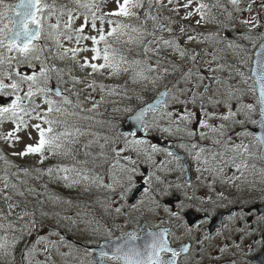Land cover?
I'll use <instances>...</instances> for the list:
<instances>
[{"label": "snow or ice", "instance_id": "snow-or-ice-1", "mask_svg": "<svg viewBox=\"0 0 264 264\" xmlns=\"http://www.w3.org/2000/svg\"><path fill=\"white\" fill-rule=\"evenodd\" d=\"M116 7L115 9L102 12V5L107 3V0H67L66 3H57L53 0L52 3H47L45 0H18L16 4L6 3V0H0V98L7 97L8 99L0 103V124L5 121H11L14 123V128L6 134H0V139L8 142H21V136L19 133L24 132L27 136L28 141L24 143L23 150L18 153H13V155L27 156L36 155L39 156L40 163L42 164L49 157H69L71 155V150L66 147L65 141L72 144L75 140H69L71 133L65 131L56 133L54 131L53 125L58 123L56 120L49 118L50 114L55 112L63 111L61 104H58L56 100L48 99V94L53 91L52 88L48 87L49 81L51 79V74H57V80L61 79L60 73L63 69L57 68L55 64L49 65V56L45 54V50L48 52L52 51L51 46L47 43L41 44L39 41H51L55 45L56 58L65 61L71 59L79 64L81 70L91 69L88 76H92L96 73H103L108 71L109 75L115 76L119 75L121 72L127 73L131 69L134 73L132 79L134 83H139L140 81H150L153 85L161 82L162 76L169 75V70L163 68L162 75L152 77V73L156 72L160 68L162 63H171L173 71H180L181 65L168 60L167 57H162L160 53L167 49H171L173 53H177L180 58L191 60L193 65L198 61L199 55L197 52H189L187 47H182L179 42V36L172 35L169 39L164 37H159L157 41L148 40L149 36H153L156 30L167 31L168 33H173L174 29L172 25L181 24L179 28L180 36H187L188 42H198V36L189 34L194 31L190 26L183 25V21L189 18L199 15L200 19L196 20V25H200L201 20H204L211 11V8H219L223 11H227L223 4L217 3L209 4L204 3L203 0H199L196 6L192 8L194 0H186L185 3L179 4L177 2V7L173 8L172 11L178 12L180 8L185 10V15L181 17L180 21L172 20L171 17H164L161 21L159 15H153L150 11L152 7L153 0H148L149 10L143 12V20H141L140 10L144 8V0H114ZM155 5L159 10L165 9L166 5L163 0H154ZM174 0H168V4H173ZM229 4L234 12L240 14L238 19V24L249 28V30L264 28V17H261L260 13L264 12V0H249L246 6H242V0H229ZM254 6H257L259 11H257L255 16L249 15L247 18L244 14L252 13ZM192 10H188V9ZM229 18H232V13H228ZM52 19L55 20L54 23L50 22ZM133 19L135 23H133ZM46 20L48 21L46 23ZM77 20H82L79 26L76 25ZM99 21V27L97 22ZM107 21L109 28L105 31L104 22ZM148 21L152 22L154 31H148ZM92 29L97 32V35H85L86 29ZM218 35V33L210 34V36L205 37V39H210L213 36ZM127 37V44H135L138 48L142 49V55L145 57L144 60H128L123 54H121L118 48L113 47V44L121 43V37ZM260 38L264 41V33H261ZM91 41L93 47L91 52V60L84 56L82 58V63L79 61L78 56L82 52H86L89 49L86 46H80L81 41ZM64 41L72 42L75 41L76 47H67ZM103 42V48L99 45ZM155 43V49L151 48L149 45ZM229 48H239V45H234L232 43L228 44ZM5 52L11 53L15 52L16 56L5 55ZM150 53H155V66L148 63L153 57ZM216 57L213 56V59ZM240 63H246L245 55H240ZM102 60V63H96L93 61ZM15 65H27L29 68H36L39 63L38 71H33L31 74H24L19 67ZM222 68L224 65H219ZM234 67V66H233ZM236 75L240 77V84H248L249 79L253 81L255 87L244 88H234L231 84L225 92H219L221 99H213L212 95H209V85L204 84L203 81L206 79L205 75L201 72L193 73L192 67H188L186 72H181V79L185 83H190L191 88L179 89L181 94H188V98L181 100L179 96L173 94L169 96V91L167 86H165V91L159 93V99L156 100L155 104H148L146 108L141 107L140 110L130 119L133 120L137 125L144 129L147 133L150 131L155 124V121L149 123L144 119L145 114L149 111L155 112L156 109H161V118H167L170 121V126L164 128L163 131L171 132L172 125H175L176 131H185L189 137L196 135L193 126L195 124L200 125L202 128L210 129L212 132H219L221 136L225 134V128L228 127L227 122L231 120L235 124L244 126L248 123L258 125L261 131L259 133L249 131L246 127L243 132H238L236 135L251 138L252 145L257 147L256 152H249L250 145L241 143H234L229 145V150H231L235 155L231 157L228 161L222 162L226 166L227 163L231 162L235 165L237 171L246 170L249 165L245 160V157L258 158L264 161V42L260 44L259 53L255 61V67L250 69L252 73L251 76H246L243 71L239 68H235ZM5 78L7 79L6 82ZM84 80L87 77L83 78ZM76 82H83L78 77H73ZM196 81H199L197 83ZM215 83L220 84L221 80L219 77H215ZM22 85H27V91L21 95ZM203 85V91H197ZM87 88L96 90V81L93 79L91 83L86 84ZM100 89L103 90L106 86L104 84L99 85ZM175 89V84L173 85ZM114 90L110 89V94ZM44 95V103L47 105L46 111L41 114L37 111L40 108L39 104H35L34 97L37 95ZM55 95H63L59 88L55 89ZM78 95V94H77ZM215 95V93L213 94ZM244 95H251L253 97V102L250 103H238V105H233L230 103L231 100L241 101ZM103 99V97H101ZM25 101L30 103L26 104ZM72 101L69 100L67 96L63 97V104H71ZM175 109L176 104L183 105L182 113L176 111V120H172L174 115L173 111L168 110L169 105ZM205 103L213 106H220L223 104L226 108V112L217 115L215 111L205 109ZM199 105L198 108L189 107ZM257 105L259 111V119H253V115L257 112ZM99 106V102L92 104V109ZM235 109V110H234ZM91 111V109H90ZM125 111H131V109H125ZM203 112L204 119H200V113ZM31 113H35V119L41 123L29 124L24 117L29 116L31 118ZM243 114L245 119H238V115ZM209 119H220L225 123L213 125L208 123ZM43 125H47L44 127ZM183 125V128H181ZM34 130L36 135L33 136L32 131ZM78 131V129H77ZM207 133L201 131L199 133L200 139L207 138ZM120 138L123 140V146L118 148H112L111 151L114 153V164L113 167L119 166V172L110 177L112 183L104 184L99 176L91 177V181L96 183L97 181L103 187L115 192L116 186H119L123 191L120 195L123 197L127 192L131 191L135 185V180L138 178V165L140 163V158L143 157L144 162H150L153 165L163 164V161L157 162L154 160V156L157 153H166L168 157H171L177 164V166L183 169L184 165L181 163V157L177 156L175 153L171 152L167 148H160L156 144L150 141L139 138L137 133L129 130L128 132H122ZM231 139V138H229ZM112 143H116L115 140ZM217 144L221 141L217 140ZM181 147L185 145L181 144ZM88 145H85L87 148ZM104 147L103 145L101 146ZM197 147L193 144L192 148ZM204 149L196 154L195 159L200 161L201 153ZM127 153H134L133 155H128ZM124 154V155H121ZM89 153L85 152V156ZM103 155V153H101ZM223 155V153H221ZM239 158L243 162L240 164H235V160ZM0 159L5 160L6 163H10L7 157L0 155ZM75 160V157L72 156ZM215 160V154L212 157ZM121 160L126 163L121 164ZM169 161V163L172 162ZM209 160L204 159L203 163L207 164ZM79 163V162H77ZM87 163V161H85ZM253 167H255L253 165ZM208 170V169H205ZM27 173L28 169H23ZM37 171H41L37 169ZM47 174L51 176L54 172L64 173V175L58 178L65 181L69 187L79 184L81 180H89L90 177L87 175L90 169H81L76 167L74 164L68 167L64 164H57L53 167L47 168ZM171 171V169H169ZM201 171V169H197ZM213 174L217 172H222L223 167L219 169H211ZM69 173H74V177L70 176ZM261 174L264 175V169H261ZM139 178L144 179L149 187L144 188V193L155 192V195L150 196L149 199L151 203L155 206L152 211H158L161 207L160 201L157 197L171 195V189L173 185L161 180V177L156 175L155 172L149 174L147 178L143 177L142 174ZM155 179L157 184H164L163 188H153L150 181ZM236 179L232 177L228 180ZM191 183V181H188ZM182 185H175V188L179 189ZM9 188L15 190L12 194L7 191ZM23 191H19L18 185L12 183L9 176L5 174L3 177V187L0 188V201L6 205L7 213L5 210L0 208V230H3V235H0V254L4 256L12 255L17 243L23 239V233L27 232L31 235V229L35 227L34 221H28L27 224L22 226L19 231L21 235H16V225L8 221L7 217L12 215L14 209L19 207L18 204L9 203L12 200L13 195L24 196ZM223 197V193L219 194ZM186 199L189 201L193 200V197L188 196L185 193ZM211 202V198L208 201L201 199V204ZM143 203V201H141ZM246 203V202H245ZM136 206L133 205V208ZM117 213L121 212V208L117 207L115 209ZM163 211L168 215V221L163 218L161 222H171L176 221L177 233H172L176 240L181 241L178 247H172L167 239L169 232L168 228L159 229L158 231H149L147 233L148 238L143 245L136 243L138 236L135 232L123 233V241L120 238L114 242V246L110 247L106 243L105 246L101 247L98 252V259L93 261V264H181L179 257L181 253H188L191 251L187 243H183V237L187 236L189 239H195L197 245H200L197 249V254L203 259V254L205 249L202 247L206 241H210V237L204 236L203 239L198 237H193V228H199L200 224H203L207 218L208 210L204 207H197L193 203L185 204L180 201L175 206H169L168 204L163 205ZM188 211L204 212L205 220L200 221V224H190L185 219V214ZM250 211V210H249ZM31 214L27 211H21L17 214V220H23L25 217ZM248 213L242 208L237 214L230 215L229 220H241L247 217ZM259 221H264V215L258 218ZM228 229V225L223 226ZM8 230H13L9 232ZM109 234L111 230L109 229ZM44 238L40 237L36 243H39ZM35 244L28 248V252L35 251ZM239 247V245H237ZM107 249V250H106ZM228 250V245L223 246L217 245L216 251L223 254ZM165 253L170 254L167 258L163 255ZM211 256L212 253L208 252ZM183 264H193V257L186 256ZM230 264H234L230 262Z\"/></svg>", "mask_w": 264, "mask_h": 264}, {"label": "rangeland", "instance_id": "rangeland-1", "mask_svg": "<svg viewBox=\"0 0 264 264\" xmlns=\"http://www.w3.org/2000/svg\"><path fill=\"white\" fill-rule=\"evenodd\" d=\"M17 1L18 0H6V3L16 4ZM45 2L52 3L53 0H45ZM56 2L66 3L67 0H56ZM177 2L183 4L186 0H174L171 5L168 4V0H163L166 8L158 11L153 0L150 11L153 15L158 14L161 21H163L164 17H171L172 20L180 21L181 17L185 15V10L180 8L178 12L172 11L173 8L177 7ZM198 2L199 0H194L192 8H194ZM203 2L211 6L212 4L217 3V0H203ZM218 2L223 5H229V0H218ZM248 2L249 0H242V6H246ZM115 7L116 4L114 0H107V3L102 5L101 11L108 12L115 9ZM145 10H149L148 0H144V8L140 10L141 20H143L142 11ZM188 10L190 11L192 9L190 8ZM257 11H259L258 7L254 6L253 12H246L244 17L247 18L249 15L255 16ZM231 13L232 18H227V13L225 11L219 8H211L210 13L204 20H201L200 25H196L195 23L196 20L200 19L198 14L183 21V25H188L194 29V31H191L189 34H200L198 36V42H188L187 36H180L179 28L182 26L181 24L172 25L174 31L171 34L166 30H156L153 36H149L147 39L152 41H157L161 36L165 39H169L172 35L179 36V42L182 47H187L189 52L195 51L199 55L198 61L193 65L191 60L180 58L179 55L173 53L171 49L162 51L160 55L181 65V70L174 72L171 63H162L160 68L151 74L152 77L162 75L161 70L163 68L169 70V75L162 76L161 82H158L156 85H153L150 81L134 83L132 79L134 73L131 69L127 73L121 72L119 75L115 76L109 75L108 71H104L102 74L96 73L92 76H88L91 69L81 70L79 64L72 61L70 58L65 61L57 59L55 55V45L52 44L51 41L38 42L41 44L47 43L53 50V53H49L47 49L45 50V54L49 56L48 64H55L57 68L63 69V72L60 73L61 79L59 81L57 80V74L55 72L51 74L48 87L52 85L59 86L62 93L65 90L64 95L72 101L71 104H63V99L59 100L58 104L62 105L64 109L63 111L66 112V115L54 111L50 114L49 118L58 122L53 125L56 133L67 131L71 133L69 140H75L76 142L70 144L68 141H65L66 147L71 150V155L69 157H49V159L41 164L39 156L36 155H13V153H18L23 150L24 143L34 142L28 141L24 132L19 133L21 136V142H6L0 139V155L7 157V160L10 161V163H6L5 160L0 159V188L3 187V177L7 174L12 183L18 185L19 191L25 193L24 196L13 195V198L9 203L18 204L19 207L16 209L19 211L15 210L18 212H13V214L8 216L7 220L3 222H13L16 225L15 232L18 236L21 235L19 229L27 224L28 221L31 220L35 223V227L31 229V235H28L27 232L23 233V239L17 243L12 255L4 256L0 254V264H86L88 256L84 251V249L86 250L85 245L93 237V234L88 233V229L93 228V231L98 232L100 236L101 230L96 224L98 225L101 222L102 216H143V214L149 216V209L151 207L149 197L151 196V192L148 194L143 192L139 202L137 201L130 204L129 198L136 187L122 197L120 193L123 190L119 186H116V191L113 192L108 188L103 187L99 181L96 183L91 181V177L99 176L104 184L112 183L110 177L119 172V166L115 168L113 167L115 161L114 153L111 149L123 146V140L120 138L121 133L118 130L114 131L112 134L107 132L110 128L118 129V126L122 123L117 121L114 116L120 115L125 118L128 114L133 112H126L125 109L135 110L138 101L141 102L148 98V95L144 93V90L150 92L152 96H155L162 88L169 85V96H171L174 91L181 100L187 99V93L181 94L178 91L179 89L191 88L190 83H185L184 80L180 78L181 72L187 71V66L192 67L194 74L196 72H201L205 75L206 79L203 83L209 85V92H212V90L216 91L218 86L223 85L222 75L220 71H217L215 68V65L218 64V60L213 59V56H215L219 47H221L232 60H240V55H245L246 62H248V60L254 56L256 48L262 41L260 38L261 34L257 32L256 29H253L252 33L248 27L242 29L244 27L243 25L232 27L234 22L238 23L240 14L234 11ZM260 15L261 17H264V12H261ZM223 17L225 20L228 19L232 21L231 23L229 21L227 22L228 30L233 31V28L242 29V33L239 36H235L234 34L231 36V38L236 37L237 40H228L226 45L222 44L226 37V29L222 31L223 34H220L213 24V21L220 24V19H223ZM47 22L48 21L46 20V23ZM50 22L54 23L55 20L52 19ZM81 22L82 20H77L76 25L79 26ZM132 22L135 23V20L133 19ZM97 24L99 27V21ZM104 28L105 31L109 28L107 21L104 22ZM148 31H154L151 21H148ZM214 33H218V35H215L210 39H205V37ZM85 35H97V32L89 28L85 30ZM126 40V36L121 37V43L113 44V47L118 48L121 54L130 61L133 59L144 60L145 57L143 55H138V53L142 52V49L138 48L134 43H124L123 41ZM229 43L239 45L240 47L229 48ZM64 44L67 47L77 46L75 41H64ZM80 46H86L89 50L79 54V61L82 63V58L84 56H87L91 60V56L93 55L91 52V48L93 47L92 42L90 40L81 41ZM124 46L129 48L127 53H124ZM149 46L155 49L156 44L153 43ZM198 46H202L203 49L206 50V54L203 53V51H200ZM99 47L103 48V42H101ZM133 48L135 53L132 51ZM5 54H7V52H5ZM10 55L16 56L17 54L11 52ZM150 55L153 58L150 59L148 63L155 66V53H150ZM93 62L102 63L103 61L99 60ZM34 63L37 64L36 68H29L27 65H15V62L14 66L19 67L24 74H31L33 71H38L39 68V63ZM230 76L233 77L231 73ZM73 77H78L83 80V82H76L73 80ZM85 77H87L86 80L83 79ZM215 77L220 78V84L215 83ZM116 78L121 80V82L114 81ZM93 79L96 81L95 91L86 87V84L91 83ZM5 80L6 82H9L6 78ZM196 82L199 83V81ZM100 84H104L106 87L101 90L99 87ZM174 84L175 89H173ZM110 89L114 90L111 94ZM25 91H27V85H22V91L20 94L23 95ZM197 91L202 92L203 85H201ZM213 94V99H215V95ZM101 97H103V99H101ZM47 98L56 100L53 92L49 93ZM133 98H136L137 100L133 102ZM44 100V95L37 94L34 97L35 104L40 105V108L37 109V111L41 112V114L47 109ZM95 102H99V106L92 109V104ZM25 103L28 104L30 102L25 101ZM188 106L190 108H198V104L196 106L189 104ZM183 107V105L176 104L175 109H173L170 103L168 110L174 112L172 120L177 119L176 111L182 113ZM209 108L213 109V105H210ZM60 116H65V119L59 120L56 118ZM106 116L109 117L110 121L105 118ZM34 117L35 113H31V118L25 116L24 119L30 125L33 123H41ZM146 121L149 123L155 121V124L158 125V127L154 126L150 132L163 131L164 128L170 126V124L167 125V123H170L169 119L161 118V109L159 108L155 110V112L150 111L146 116ZM14 126V123L11 121L3 122V124H0V134L8 133L14 128ZM43 126L47 127V125ZM181 128H183V125H181ZM194 130L196 133L198 132V129L194 128ZM31 131L33 136H35V131ZM171 132L186 133L185 131L177 132L175 125H172ZM113 140H115L116 143H112ZM85 145H88V147L85 148ZM102 145L104 146L103 148L101 147ZM85 152L89 153V155L85 156ZM101 153H103V155H101ZM127 154L135 156L134 153ZM72 156L75 157V160L72 159ZM85 161H87V163H85ZM124 163L126 162L121 160V164ZM57 164H64L68 167L75 164L78 168L90 169L91 171L87 173L90 179L87 181L81 180L79 184L69 187L65 181L58 178L59 176L64 175V173L54 172L51 176L47 174V168L53 167ZM141 164L148 165L149 169H151V163L144 162L143 157L140 158L138 176L142 174L143 177L147 178L149 175L145 176ZM23 169H28L27 173H25ZM37 169H40L41 171L38 172ZM69 175L74 177L75 174L69 173ZM153 182L154 179L150 181L152 187ZM135 185H138L137 179L135 180ZM147 187H149V184H147ZM7 191L9 194H12L15 190L9 188ZM141 201H143V203H141ZM133 205L136 207L133 208ZM117 207L121 208L120 213L115 211ZM0 208H6L3 201H0ZM22 210L27 211L31 215L25 217L23 220H17L16 214H19ZM8 231L11 232L13 230ZM0 235H3V230H0ZM40 237H43L44 239L39 243H36ZM68 237H71L72 240H69ZM33 244L36 246L35 251L28 252V248ZM79 244H83L84 246H80ZM72 254L74 257H72Z\"/></svg>", "mask_w": 264, "mask_h": 264}, {"label": "flooded vegetation", "instance_id": "flooded-vegetation-1", "mask_svg": "<svg viewBox=\"0 0 264 264\" xmlns=\"http://www.w3.org/2000/svg\"><path fill=\"white\" fill-rule=\"evenodd\" d=\"M224 7L227 9V18H229L228 13L232 12L233 9L230 4L224 5ZM220 21L221 25L214 21L213 24L220 34H223L222 31L226 29V37L224 38V43H222L223 45H226L228 40H237L236 37L231 38V36L233 34L239 36L242 33V29L247 28L244 26L242 29L233 28V31H230L228 30L227 22L229 21L231 23L232 21L228 19L225 20L224 17L220 19ZM233 24L232 27L239 25L236 22ZM250 32L252 33L253 29ZM257 32L260 34L264 33V29L260 28ZM198 49L206 54V50L203 49L202 46H198ZM215 57V59L218 60V64L215 65V68L217 71H220L222 75L223 85L218 86L216 91L212 90V92H209V95L215 93V99H221L219 92H225L229 84L234 88L247 89L250 86L255 87L251 79H249L248 84L238 83L240 77H238L235 72V68H239L246 76H251L252 73L250 69L253 68V57L249 59L248 62L242 64L240 60H232L221 47L217 49ZM219 65H224V67L220 68L218 67ZM188 67L190 66H187V68ZM230 73L233 77L230 76ZM167 89L170 90L169 85ZM217 90H219V92ZM64 92L61 96L54 95L57 102L63 99L65 96ZM145 101L146 100L141 102ZM250 102H253V97L251 95H244L239 102L236 100L230 101L233 105ZM209 106V104L205 103V109L215 111L217 115L226 112V108L223 104L220 106H213V109H210ZM131 111L134 110L132 109ZM61 113L66 115L65 111H61ZM199 115L200 119H204L203 112ZM64 117L65 116H60L56 118L62 120L65 119ZM105 118L110 121L109 117L106 116ZM252 118L259 119L258 105L257 112ZM238 119H245V117L243 114H240L238 115ZM124 122L125 121H123L121 125L124 124ZM208 123L218 126L225 122L220 119H209ZM169 124L170 123H167V125ZM227 125L228 127L225 128V134L223 136H221L219 132H212L210 129L202 128L198 124L190 126L198 129L196 135L192 137H189L187 133L181 132H145V135L141 138L156 144L160 148H167L181 157V163L184 167L183 169L179 168L176 162L163 152L155 155V160L157 162L163 161V164H151V169H149L148 165L141 164L145 176L155 172L156 175L161 177V180L173 185V188L170 190L171 195L157 197L161 207L158 211L154 212L151 209L155 206L151 203L149 216H146V214H143V216H102L101 222L98 225L96 224L101 230L100 236L98 232L93 231V228L88 229V233L93 234V237L85 245L87 251L83 248L85 254L88 256L86 264H93V261L99 258V249L104 246L103 243L105 241L117 240V238H120L122 242L124 239L122 236L123 233L135 232L138 236L136 243L143 245L144 242L149 239L147 235L149 231H158L159 229L168 228L171 230L167 236L170 245L172 247H178L181 241L176 240L172 235V233H177V235H179L176 221L172 220L171 222L162 223L160 218H163L165 221L169 219L168 215L163 211V205L168 204L169 206H175L180 201H183L185 204L193 203L197 207L207 208L208 214L206 220L204 212L196 211H188L185 214V219L193 225L200 224V221L205 220L203 224H200L198 229L195 227L193 228V237L203 239L204 236H208L211 238L210 241H206L202 246L205 249V253L203 254V259H201V256L197 254V249L201 246L197 245L195 239H189L187 236H184L182 242L187 243L191 251L188 253H181L179 257L181 264H183L186 256L193 257V264H230V262L233 261L234 264H264V221L258 222V218L264 215V175L261 174V169H264V161L258 158L245 157L249 167L246 170H242L243 174H241V171H237L235 165L231 162L227 163L226 166L222 164V162L228 161L235 155V153L229 150V145L231 144L243 142L244 144L250 145L249 152H256L257 147L252 145L251 138L244 136L238 137L236 133L243 132L245 127L249 131L257 133H259L261 129L255 124L248 123L241 126L233 123L231 120L227 122ZM201 131L208 134L207 138L200 139L199 133ZM217 140L221 141V143L217 144ZM163 142H165L169 148ZM181 144L185 145V147H181ZM193 144L197 145V147L192 148ZM201 149H204V151L201 153L200 161H197L195 157ZM221 153H223V155H221ZM213 154H215L214 161L212 159ZM205 158L209 160L207 164L203 163ZM170 160H172L171 163H169ZM242 162L243 161L239 158L235 160V164H240ZM253 165L255 167H253ZM220 167H223V171L213 174L211 169H219ZM198 168L201 169V171L198 172ZM169 169H171V171H169ZM232 177H236V179L228 182ZM188 181H191V183ZM137 184L142 185L141 190L133 200H131L132 197L129 198L130 204L137 201L139 202L143 195L144 188L147 187L145 180L139 178V176L137 178ZM177 184L182 185V187L179 189L175 188ZM157 187L163 188L165 185L157 184L154 179L153 188ZM185 193L193 197V200L189 201L186 199ZM220 193H223V197L219 195ZM153 195H155V192H151V196ZM209 198H211V202L201 204V199L208 201ZM242 208L248 213L245 219L229 220L230 215L237 214ZM224 225H228V229H225L223 227ZM109 229L111 230L110 234L108 231ZM68 239L72 240L71 237H68ZM107 244L109 248L114 246V244L111 245V242H107ZM224 244L228 245V250L225 253L221 254L216 251L217 245L223 246ZM79 245L84 246L83 244ZM237 245H239V247H237ZM97 246H99L98 249L96 248ZM208 252H211L212 255L209 256ZM163 255L166 258L170 256L168 253ZM109 264H112V262H109Z\"/></svg>", "mask_w": 264, "mask_h": 264}, {"label": "water", "instance_id": "water-1", "mask_svg": "<svg viewBox=\"0 0 264 264\" xmlns=\"http://www.w3.org/2000/svg\"><path fill=\"white\" fill-rule=\"evenodd\" d=\"M17 3H18V2H17ZM262 42H264V41H262ZM262 42H261V43H262ZM261 43H260V44H261ZM260 44L258 45L257 49H256L255 52H254L253 68L255 67V61H256L257 56H258V53H259ZM51 88H53L54 90H55L56 88H59V89H60V87H58V86H54V85H53ZM165 90H166V89L162 90L161 92H163V91H165ZM60 91H61V90H60ZM7 99H8L7 97L0 98V103L4 102V101L7 100ZM157 99H159V95H158L154 100H152V101H150V102H148V103H146V104L140 106L136 111H134V112L131 113L129 116H127L126 119H125L124 124H122V125L119 127V131L122 133V132H128L129 130H131V131H135V132L137 133V135H138L139 138L143 137V136L145 135V131H144V129L141 128L139 125H137L133 120H131L130 117H131V116H134V115L140 110L141 107L146 108L148 104H155V102H156ZM147 113H148V112H147ZM147 113H146V114H147ZM146 114H145V116H146ZM144 119L146 120V117H144ZM163 143L165 144V142H163ZM165 145H166V144H165ZM166 146L169 148L168 145H166ZM141 187H142V185H138V186L136 187V189L134 190V192H133V194H132V196H131V197H132L131 200H133V199L136 197V195L138 194V192L141 190ZM115 240H116V239H113V240H110V241L107 240V241H105V242L103 243V245L105 246V244H106L107 242H111V245H112V244H114ZM96 248L98 249L99 246H97Z\"/></svg>", "mask_w": 264, "mask_h": 264}, {"label": "trees", "instance_id": "trees-1", "mask_svg": "<svg viewBox=\"0 0 264 264\" xmlns=\"http://www.w3.org/2000/svg\"><path fill=\"white\" fill-rule=\"evenodd\" d=\"M143 12H144V11H142V13H143ZM128 49H129V48H128L127 46H124V53H127ZM132 51H133V52L135 51L134 48L132 49ZM51 52L53 53V50H52ZM51 52H49V53H51ZM134 53H135V52H134ZM5 55H6V56H7V55H10V53H7V54H5ZM138 55L142 56V52L138 53ZM114 81L121 82V80H117V79H115ZM134 91H135V90H134ZM144 93L148 95V98H146V101H145V102H148V101H150L151 99H153L154 96H152V94H151L150 92H147V91L144 90ZM132 100H133V102H134V101H136L137 99H136V98H133ZM139 103H140V104H139ZM141 103H144V102H140V101H138V102H137V105H136V107H135V109H136L139 105H141ZM118 114H119V113H118ZM114 117H115L116 120L119 121V122H123L124 119H125V118H123V117L120 116V115H117V116H114ZM116 130H118V129H116V128H110L109 131H108L107 133L112 134V133H113L114 131H116ZM4 210H5V213H7V209L5 208ZM15 210H18V209H14V212H16ZM18 211H19V210H18ZM18 211H17V212H18ZM17 212H16V213H17ZM16 213H15V214H16ZM16 216H17V214H16ZM35 234H36V231H35Z\"/></svg>", "mask_w": 264, "mask_h": 264}, {"label": "bare ground", "instance_id": "bare-ground-1", "mask_svg": "<svg viewBox=\"0 0 264 264\" xmlns=\"http://www.w3.org/2000/svg\"><path fill=\"white\" fill-rule=\"evenodd\" d=\"M102 135V134H101ZM102 138V137H101ZM107 138V137H106ZM105 139V138H104ZM103 140V139H102ZM103 190V189H102ZM105 192H106V190H105ZM104 192V193H105ZM103 194V193H102ZM102 197V196H101ZM103 198H104V196H103ZM100 199V198H99ZM97 200V199H96ZM102 200V199H101ZM101 200H99V201H101ZM94 201H95V199H94ZM97 202V201H96ZM93 203V202H92ZM94 204V203H93ZM95 208V207H94ZM93 210V209H92ZM73 255V254H72ZM71 256V255H70ZM72 257H74V255L72 256ZM70 259V258H69ZM71 260V259H70ZM78 260V259H77ZM75 263V262H74Z\"/></svg>", "mask_w": 264, "mask_h": 264}]
</instances>
